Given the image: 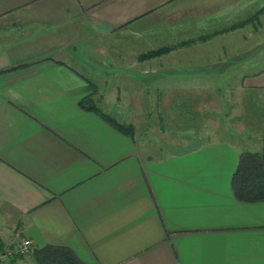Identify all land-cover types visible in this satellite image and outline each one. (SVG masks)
Masks as SVG:
<instances>
[{
  "label": "crops",
  "instance_id": "crops-1",
  "mask_svg": "<svg viewBox=\"0 0 264 264\" xmlns=\"http://www.w3.org/2000/svg\"><path fill=\"white\" fill-rule=\"evenodd\" d=\"M91 91L132 136L79 106ZM261 150L264 0H0V264H34L21 239L83 264H264V201L230 189Z\"/></svg>",
  "mask_w": 264,
  "mask_h": 264
},
{
  "label": "trees",
  "instance_id": "trees-1",
  "mask_svg": "<svg viewBox=\"0 0 264 264\" xmlns=\"http://www.w3.org/2000/svg\"><path fill=\"white\" fill-rule=\"evenodd\" d=\"M239 24L233 25L235 27ZM204 40V38L200 39ZM196 40H187L174 46L160 47L148 50L137 55V60L143 61L169 53L177 47L188 46ZM92 91L83 96L79 106L87 111L96 113L107 124L127 135H133V126L129 123L120 122L109 114L97 108L91 98ZM230 189L232 195L239 201L257 202L264 201V151L242 152L239 154L237 164L230 176ZM1 251V244H0ZM30 257L34 264H83L73 252L63 246L45 245L41 248L32 249ZM16 256H21L16 254Z\"/></svg>",
  "mask_w": 264,
  "mask_h": 264
},
{
  "label": "rangeland",
  "instance_id": "rangeland-1",
  "mask_svg": "<svg viewBox=\"0 0 264 264\" xmlns=\"http://www.w3.org/2000/svg\"><path fill=\"white\" fill-rule=\"evenodd\" d=\"M126 89L127 88H125V87H121V88H118V90H117L118 102L120 101V103H122V106H123L124 109L127 108V102H129L128 96L125 95L126 94ZM130 89H132V90L135 89V91L137 92L136 99H138L140 101L141 95H142V88H130ZM153 89L154 88H150V98H149V101L147 102L149 104V109H151L150 110L151 112H154L157 109V93H156V91L153 92ZM188 89H190V88H183L182 89V94L183 95L188 94V92H187ZM209 90H211V89H209ZM184 91H186V92H184ZM122 93H124V94H122ZM163 94H164V96H165V94L166 95L173 94L172 88L165 87V93H163ZM129 95L131 97V94H129ZM128 105H129V103H128ZM139 105H141V104H139ZM181 105H183L182 108L180 109L181 112H186L185 111L186 110V108H185L186 104L182 103Z\"/></svg>",
  "mask_w": 264,
  "mask_h": 264
},
{
  "label": "built area",
  "instance_id": "built-area-1",
  "mask_svg": "<svg viewBox=\"0 0 264 264\" xmlns=\"http://www.w3.org/2000/svg\"><path fill=\"white\" fill-rule=\"evenodd\" d=\"M30 251V241L28 239H21L12 249L13 254L18 255H27Z\"/></svg>",
  "mask_w": 264,
  "mask_h": 264
}]
</instances>
